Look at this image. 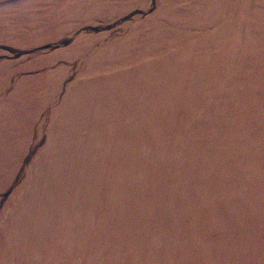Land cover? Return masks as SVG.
Here are the masks:
<instances>
[{
	"label": "rangeland",
	"instance_id": "rangeland-1",
	"mask_svg": "<svg viewBox=\"0 0 264 264\" xmlns=\"http://www.w3.org/2000/svg\"><path fill=\"white\" fill-rule=\"evenodd\" d=\"M0 264H264V0H0Z\"/></svg>",
	"mask_w": 264,
	"mask_h": 264
}]
</instances>
